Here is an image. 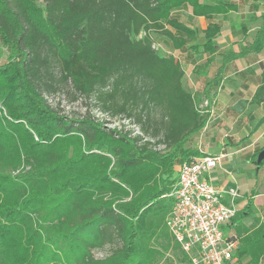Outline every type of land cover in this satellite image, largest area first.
I'll return each instance as SVG.
<instances>
[{
	"label": "trees",
	"instance_id": "1",
	"mask_svg": "<svg viewBox=\"0 0 264 264\" xmlns=\"http://www.w3.org/2000/svg\"><path fill=\"white\" fill-rule=\"evenodd\" d=\"M237 10L234 0H0V264H159L171 243L191 264L166 226L165 195L179 165L205 154L192 140L209 113L152 33L213 54L215 17ZM186 12L207 19L203 44ZM62 84L139 134L63 114L45 95ZM263 234H235L237 257L259 264Z\"/></svg>",
	"mask_w": 264,
	"mask_h": 264
},
{
	"label": "crops",
	"instance_id": "2",
	"mask_svg": "<svg viewBox=\"0 0 264 264\" xmlns=\"http://www.w3.org/2000/svg\"><path fill=\"white\" fill-rule=\"evenodd\" d=\"M230 13L215 17L221 30L213 54L204 49L174 47L172 40L165 35H161V47L180 61L187 88L201 97L203 103L201 101L199 106L209 113L203 129L209 143L204 140L202 144H222L219 154L224 157L210 172L209 179L219 187L238 188L237 214L243 215V223L231 233L236 234L242 243L249 235L264 229V160L260 164L254 161L264 149V47L258 51L246 48L256 36L259 25L253 24L261 13L245 11L235 25L229 15L233 20L237 19V11ZM183 17L197 30L198 42L203 44L207 19L190 12ZM169 29L175 32V29ZM205 101L209 103L207 106ZM221 132H224L223 136H220ZM202 152L213 154L206 149ZM233 223L234 220L230 224ZM249 259L250 256L244 254L239 258V264H249ZM259 264H264V254Z\"/></svg>",
	"mask_w": 264,
	"mask_h": 264
},
{
	"label": "built area",
	"instance_id": "3",
	"mask_svg": "<svg viewBox=\"0 0 264 264\" xmlns=\"http://www.w3.org/2000/svg\"><path fill=\"white\" fill-rule=\"evenodd\" d=\"M153 46L158 48L155 43ZM223 157L203 154L184 161L165 195L174 202L166 226L191 264H239L238 241L233 233L225 235L222 231L237 215L238 188L219 187L209 179Z\"/></svg>",
	"mask_w": 264,
	"mask_h": 264
},
{
	"label": "rangeland",
	"instance_id": "4",
	"mask_svg": "<svg viewBox=\"0 0 264 264\" xmlns=\"http://www.w3.org/2000/svg\"><path fill=\"white\" fill-rule=\"evenodd\" d=\"M234 1H236V3L238 4V10H237V14H238L237 16L238 17H237V19L233 20L232 15H229V20L231 21V23H233L235 25L236 22H240L239 19L243 18L245 11L251 12L253 10V9H250V10L248 9L250 3L253 0H234ZM253 3L259 5L258 7H257V5H253V6L255 8H258L255 10V11H257V13H261L260 11L263 9L262 1L254 0ZM230 14H232V13H230ZM249 14H251V13H249ZM259 16H257L256 18H258ZM260 21L261 20H256L253 25L258 26L260 24ZM250 23L251 22L248 23V26L251 25ZM152 38H153V41L156 44V46L159 48V52L165 53L163 48L161 47V43L163 40V38H161V35L156 34V33H152ZM0 44H1V42H0ZM3 59L1 60V62H4ZM183 84H184V87L186 89H188L186 86L187 83L184 82V79H183ZM45 95L48 98L49 102L54 107L59 109L65 115L72 116L75 118H81L83 116H92V117H95L97 119H100V120L102 119V120L106 121L107 122L106 125H108L110 127H115L119 124H124L125 130H131L133 132V134H139V129H138V126L136 125V123H134L133 121H123L122 116H116L115 117V116H112L110 114L103 112L94 101H90L87 98H85L84 96L75 92V90L71 86V84L59 85L58 89H56L55 91L46 92ZM196 97L198 99V105H200V102L202 101V99H200L201 97L198 95ZM202 103H203V101H202ZM204 105H205V102H204ZM203 132L205 135L203 134ZM203 132H201L200 134L196 135L193 138V140H192L193 145L195 147L199 148L201 151L206 149V151L209 153L219 154L221 152V148H222L221 142L218 144H214V145H208L207 144L204 146L202 144L203 141L205 140L206 143L207 142L209 143V139H208V136L206 135V131H203ZM210 134H211V132H210ZM223 134H224V132H221L220 136H223ZM203 137H204V139L202 140ZM219 141H221V139ZM160 146H161V148H163L162 145H160ZM213 183H215V182H213ZM234 186H236V185H234ZM242 216L243 215L241 213L237 214V216L233 219L234 220L233 224H230V225L227 224L226 226H224L222 228L223 233L225 235H230L232 230L237 229L238 225H240V224L242 225V223H243L242 222L243 221ZM173 245L174 244L171 243L168 250L164 249L163 247H160L162 252H164V256L159 257V264H188V261L184 260L181 257L182 254L180 252L174 250V247H172ZM114 246L115 245L107 244L102 248H96L93 250V255L95 258H99V259L104 258L105 256L109 255L112 252ZM236 256H237V252H236Z\"/></svg>",
	"mask_w": 264,
	"mask_h": 264
},
{
	"label": "water",
	"instance_id": "5",
	"mask_svg": "<svg viewBox=\"0 0 264 264\" xmlns=\"http://www.w3.org/2000/svg\"><path fill=\"white\" fill-rule=\"evenodd\" d=\"M264 160V149L261 150L257 155L256 163L260 164Z\"/></svg>",
	"mask_w": 264,
	"mask_h": 264
}]
</instances>
